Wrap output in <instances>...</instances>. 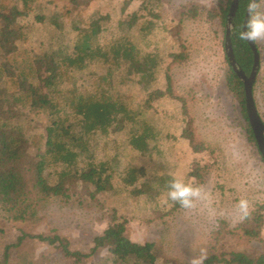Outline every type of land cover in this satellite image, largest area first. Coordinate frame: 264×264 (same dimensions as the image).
Masks as SVG:
<instances>
[{"label": "rangeland", "instance_id": "374dc122", "mask_svg": "<svg viewBox=\"0 0 264 264\" xmlns=\"http://www.w3.org/2000/svg\"><path fill=\"white\" fill-rule=\"evenodd\" d=\"M141 1L35 0L32 10L20 20L25 36L20 50L26 48L30 54L42 56L45 61L70 53L76 29L104 14L109 18L103 23L99 42L106 44L120 35L119 26L123 25L119 21L123 16L138 11L155 24L145 38L138 33V26L129 34L142 52L155 51L162 58L154 86H165L167 54L182 52L185 55V59L169 66L172 89L183 97L194 133L208 148L193 152L187 141L180 137L185 121L177 99L167 96L155 99L146 109L145 118L160 134L150 141L154 146L148 152L140 154L131 148L125 131L98 136L93 141V160L108 163L110 180L107 189L96 194L94 199L79 187L70 191L67 200L48 198L38 205V219L32 223L9 221L0 210L3 228L0 251L4 242L14 241L24 230L32 234H58L68 240L71 249L89 252L93 237L111 225L110 217L115 211L119 218H125V234L130 240L154 244L157 264H193L201 250L205 251L219 219H224L229 227L238 222V200L247 199L249 210L255 203L264 201V162L257 147L248 140L240 105L226 82L225 25L223 28L218 17L208 16L226 0H143L142 4ZM188 9L195 10L196 14L182 13ZM36 16H42V19L37 20ZM256 43L259 68L253 83V96L256 109L264 120V40ZM105 72L106 66L102 62L92 61L84 69L70 70L69 74L74 77L78 89L86 92L94 88L98 77ZM122 75L121 68L115 70L110 77V86L125 94L138 108L145 97L142 85L132 78L120 82ZM4 84L8 91L15 89L9 79H5ZM21 110L22 119L33 126L31 131L43 130L45 114L31 120L32 115L26 109ZM129 162L143 166L142 180L151 183L158 195L135 197L122 188L121 168ZM196 167L205 168L198 184L207 191V197L192 209L180 207L159 216L167 206L165 181L174 173L195 183L188 173ZM240 241L229 234L222 240L225 248H238ZM22 255L32 259L34 264H72L57 247L37 240L27 241L18 253L12 252L11 259L18 261ZM106 256V247H99L78 264H107L104 262Z\"/></svg>", "mask_w": 264, "mask_h": 264}, {"label": "trees", "instance_id": "16d2710c", "mask_svg": "<svg viewBox=\"0 0 264 264\" xmlns=\"http://www.w3.org/2000/svg\"><path fill=\"white\" fill-rule=\"evenodd\" d=\"M34 1L0 0V210L7 220L35 222L40 203L52 197L67 200L70 191L77 187L91 199L106 190L110 180L108 163L105 160H93V141L98 136L125 131L131 148L140 154L148 152L154 146L150 145V141L160 134L154 124L145 118L146 109L151 107L155 99L164 96L177 99L185 121L180 137L187 141L193 152L208 148L194 133L183 97L176 95L172 89L169 66L185 59V55L182 52H169V63L164 70L165 86H154L162 58L155 51L142 52L129 35L138 26V33L145 38L154 29L153 20L138 11H132L119 21L123 25L119 26L120 35L101 44L99 34L109 16L98 15L76 29V39L70 53L45 61L42 56L30 54L26 48L20 50L25 40L20 20L32 10ZM70 1L78 3L80 0ZM229 3L230 0H226L217 10L208 13L210 18L218 17L223 28ZM246 5L247 0L238 1L230 42L236 63L248 75L252 65V51L247 42L237 36L238 30L242 29ZM182 13L188 16L196 14L192 9ZM36 17L37 20L42 19V16ZM255 45L258 49L256 42ZM92 61L102 62L106 72L98 77L94 88L82 92L69 71L82 70ZM119 68L124 71V75L119 78L120 82L132 78L142 85L145 97L138 108L131 104L125 94L116 91L114 87L112 90L110 86V77ZM5 79H9L15 86L13 91L6 89ZM226 82L240 105L248 140L256 146L245 111L243 84L229 63ZM254 103L256 105L255 99ZM21 109H26L32 115L31 120L34 116L45 114L43 130L31 131L33 126L22 119ZM204 173L205 168L196 167L188 175L194 178V184H198ZM144 174L143 166L125 163L120 175L122 188L135 197L158 195L151 183L142 180ZM168 179L171 180L170 177ZM168 179L165 181L166 190ZM178 208L180 206L176 202L167 198V206L159 216ZM110 219L111 225L93 237V246L89 252L71 249L68 240L58 234H32L21 230L14 241L2 244L0 264H34L32 259L24 255L18 261L11 259L12 252L18 253L29 240L57 247L64 257L71 259L72 264L88 258L99 247H106L104 262L107 264H157L152 242L130 240L125 234V218H119L115 211ZM263 228L264 201L255 203L249 215L240 218L232 227L224 219H219L206 245V256L202 264H264ZM2 234L3 228L0 226V236ZM227 234L241 239V246L223 247L222 240ZM251 242H255V245H251Z\"/></svg>", "mask_w": 264, "mask_h": 264}, {"label": "clouds", "instance_id": "9594fccd", "mask_svg": "<svg viewBox=\"0 0 264 264\" xmlns=\"http://www.w3.org/2000/svg\"><path fill=\"white\" fill-rule=\"evenodd\" d=\"M264 0H247V19L237 36L241 41L256 42L264 40ZM208 193L202 185L186 181L174 173L168 183L167 198L176 202L184 209H192L197 202L207 197ZM240 218L244 219L249 215V202L241 198L237 202ZM206 252L201 250V255L193 261V264H202Z\"/></svg>", "mask_w": 264, "mask_h": 264}, {"label": "water", "instance_id": "95a60500", "mask_svg": "<svg viewBox=\"0 0 264 264\" xmlns=\"http://www.w3.org/2000/svg\"><path fill=\"white\" fill-rule=\"evenodd\" d=\"M238 1L239 0H230L229 3L228 12L226 15L225 30H224V52L230 67L232 68V70L235 72V74L243 84L246 115L248 118L250 128L255 138V143L258 152L264 162V122L259 116L252 94L253 83L259 68V52L257 46L255 45V42L246 41L252 51V65L249 74L246 75L235 61L231 42H230V32L233 24L232 20L238 5ZM246 19H247V15L245 11L242 27L245 24Z\"/></svg>", "mask_w": 264, "mask_h": 264}]
</instances>
